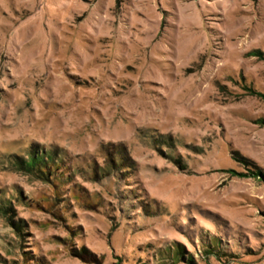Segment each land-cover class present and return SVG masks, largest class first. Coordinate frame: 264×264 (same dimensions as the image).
<instances>
[{
	"label": "rangeland",
	"instance_id": "374dc122",
	"mask_svg": "<svg viewBox=\"0 0 264 264\" xmlns=\"http://www.w3.org/2000/svg\"><path fill=\"white\" fill-rule=\"evenodd\" d=\"M5 204L0 264H264V0H0Z\"/></svg>",
	"mask_w": 264,
	"mask_h": 264
},
{
	"label": "trees",
	"instance_id": "16d2710c",
	"mask_svg": "<svg viewBox=\"0 0 264 264\" xmlns=\"http://www.w3.org/2000/svg\"><path fill=\"white\" fill-rule=\"evenodd\" d=\"M39 162V160H34L32 163H29L28 165L25 163H23V166H29V167H34L35 165H37ZM26 168V167H25ZM0 208H3L4 210H11L9 207H8V204H5L4 207H0Z\"/></svg>",
	"mask_w": 264,
	"mask_h": 264
}]
</instances>
